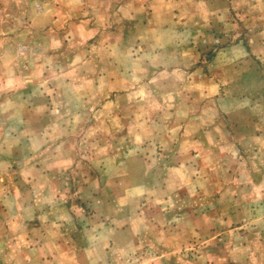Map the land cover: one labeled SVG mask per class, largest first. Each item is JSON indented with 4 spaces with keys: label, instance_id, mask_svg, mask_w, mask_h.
<instances>
[{
    "label": "rangeland",
    "instance_id": "rangeland-1",
    "mask_svg": "<svg viewBox=\"0 0 264 264\" xmlns=\"http://www.w3.org/2000/svg\"><path fill=\"white\" fill-rule=\"evenodd\" d=\"M166 2L77 29L0 0V213L44 195L28 264H264V0H173L155 31Z\"/></svg>",
    "mask_w": 264,
    "mask_h": 264
},
{
    "label": "crops",
    "instance_id": "crops-1",
    "mask_svg": "<svg viewBox=\"0 0 264 264\" xmlns=\"http://www.w3.org/2000/svg\"><path fill=\"white\" fill-rule=\"evenodd\" d=\"M151 1L152 0H39L40 8L43 14L47 12V14L52 15L51 23H50L51 25H57L59 23L61 24L63 23V24H67L69 27H73L74 25H76L77 29L81 27L80 25L102 26L108 23L110 20L111 21L115 20L117 22L118 19H120V17H124L123 13L125 12L124 10H126V8H132L131 6L134 7L136 6L137 9V7L143 5H146L147 7L151 8L153 3V2L151 3ZM157 1H162V0H157ZM170 3H173V0H168V2L162 4L160 7L158 6L153 7V9L155 8L157 9L154 10V17H155L154 19H156L155 20L156 28H154L153 30L155 31L163 30L164 32H166L167 28L168 27L170 28L171 24H173L172 22L173 19L169 15V12L166 10L167 7L166 4H170ZM161 7H163L162 9H164V11L160 10ZM136 11H138V9ZM49 28L50 30L46 31L47 35L44 32L45 28L41 29L43 33L42 35H46L45 36L46 38L49 35L51 39L50 42L52 43V45L50 46L47 45V48L45 49H50L49 47H54L57 43L56 40L59 39L61 41V39H63L62 38L63 36H61L62 33H60L58 28L57 29H54L52 27ZM94 30H96V28H93V31ZM39 32L37 34H39ZM183 54L188 55L187 51L183 52ZM183 54L182 52L179 51L177 52V55L184 56ZM38 66L31 71L33 72L40 71L41 68H38ZM40 67L42 66L40 65ZM263 153H264V146H262L261 155H263ZM262 180L264 181V177ZM43 198H44L43 194L36 196L34 199H32L34 200L33 204L30 203L29 199H26L25 203L22 202V199H19V202L18 200H16L15 203L17 204L21 203L23 208V212H21V215L19 216L15 215L16 211L13 210L12 204H14V198L9 199L8 201L9 207L6 209V212H2L4 213V215L0 213V264H12V260H10V258L13 259L12 247L14 242L16 243L19 242V245L21 246L20 252L16 253L15 256L16 260H20L19 261L20 264H28L27 262L28 255H26L27 250H29L26 249L29 248V244H27L28 242L27 241L23 242L21 240H17V241L13 240L12 236L14 232H17L18 234L19 231H23V226H25L24 225L25 221L23 220V217L27 218L30 213H33L34 209L38 210L39 208L38 203L39 201L43 203ZM8 212H10V216L7 215ZM23 240H25V238ZM22 243H25L24 246H22L23 245ZM37 243L39 242H36V244ZM42 245L43 244L41 243V246ZM23 258H25L24 261Z\"/></svg>",
    "mask_w": 264,
    "mask_h": 264
}]
</instances>
